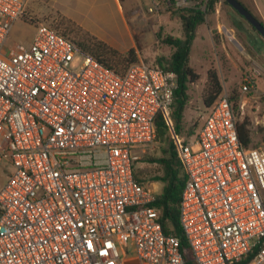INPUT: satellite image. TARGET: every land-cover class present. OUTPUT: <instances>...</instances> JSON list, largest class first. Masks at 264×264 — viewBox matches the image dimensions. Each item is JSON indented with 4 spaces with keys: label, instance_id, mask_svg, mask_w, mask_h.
<instances>
[{
    "label": "built area",
    "instance_id": "2783aa9c",
    "mask_svg": "<svg viewBox=\"0 0 264 264\" xmlns=\"http://www.w3.org/2000/svg\"><path fill=\"white\" fill-rule=\"evenodd\" d=\"M207 15L210 0H155ZM18 21L32 43L10 46ZM178 78L139 60L116 73L29 11L0 0V264H186L136 150L169 120ZM247 80L243 93L251 91ZM186 174L179 222L195 264H264V152L242 145L226 91L193 136L169 127Z\"/></svg>",
    "mask_w": 264,
    "mask_h": 264
},
{
    "label": "rangeland",
    "instance_id": "374dc122",
    "mask_svg": "<svg viewBox=\"0 0 264 264\" xmlns=\"http://www.w3.org/2000/svg\"><path fill=\"white\" fill-rule=\"evenodd\" d=\"M156 3L155 0H37L30 2L29 11L36 20L45 22L78 46L92 45L97 41L108 46L115 45L121 37L122 46L129 47L119 13L121 11L130 25L136 49L140 51V60L157 64L158 60H169L174 52L173 47L163 43V39L168 36L182 39L183 28L178 9L159 3L158 10L151 13L149 9ZM234 24L241 29L238 30ZM247 34L261 38L230 5L217 0L214 9L205 16L190 57V67L199 74L200 79L191 84L188 91L184 130L196 134L208 112L202 98L207 71L214 68L219 73L223 91L230 96L234 91L239 94L238 122H248L253 137L252 147L264 152V70L247 44ZM9 45L12 46L13 42ZM247 80L253 84V88L243 93L242 88ZM164 147L160 140L155 139L151 148L144 152L135 151V175L158 195L163 185L153 180L163 172L153 160L162 157ZM12 170L9 163H0V189Z\"/></svg>",
    "mask_w": 264,
    "mask_h": 264
},
{
    "label": "trees",
    "instance_id": "16d2710c",
    "mask_svg": "<svg viewBox=\"0 0 264 264\" xmlns=\"http://www.w3.org/2000/svg\"><path fill=\"white\" fill-rule=\"evenodd\" d=\"M216 2L217 0H210L209 10L214 9V4ZM223 3L229 5L225 0H223ZM244 7L264 25V21L258 15L250 8ZM178 11L180 13L179 18L181 19L183 28V38H173L171 36L164 38L163 43L173 47L174 52L166 62L163 60L157 61V64L162 68L174 72L177 75L178 87L174 94V102L171 107L169 120L162 114L158 115L155 120L156 139L160 140L165 147L162 148V157L153 160L161 166L163 174L156 177L153 181L160 182L163 185L160 194L157 196L155 206L160 210V221L164 233L167 236L173 235L178 237L180 239L182 251L186 250V252L183 253L186 264H195L179 222V202L185 184L186 174L182 160L174 145L169 127L173 126L177 134L186 138L194 135L192 131L185 132L184 130V114L189 101L188 91L190 85L200 79L199 74L190 67V54L197 30L205 22V14L180 9ZM240 17L243 18L242 16ZM234 26L238 30L241 29L239 25L234 24ZM250 27L262 38L253 26L250 25ZM262 39L264 40V38ZM79 47L83 52L93 56L100 63L119 74H124L131 64L139 62L135 49H130L125 53H121L102 41ZM222 91L223 86L218 71L214 68H210L207 71V83L202 98L204 106L207 109L210 108ZM229 98L235 114L238 115L239 94L234 91L231 96L229 94ZM183 133H186V135ZM238 134L243 146L254 148L252 147L253 137L248 122H238ZM136 179L138 182L144 183L139 180L137 176Z\"/></svg>",
    "mask_w": 264,
    "mask_h": 264
},
{
    "label": "crops",
    "instance_id": "0c3cea01",
    "mask_svg": "<svg viewBox=\"0 0 264 264\" xmlns=\"http://www.w3.org/2000/svg\"><path fill=\"white\" fill-rule=\"evenodd\" d=\"M28 1H29V5H30V2L32 3L33 1H37V0H28ZM239 2L242 5L250 8L256 15H258L264 21V0H239ZM119 13L121 16L123 29L125 31V37L129 40V47L122 46L123 42L121 41V37L116 40L115 45H110V46L119 50V51H123V52L124 51L127 52L130 49H135L136 53L138 55V58L140 60V51H138L136 49V44H135V41L133 38V34H132L131 29H130L129 23L127 22L126 16L121 11ZM201 27L202 26H200L197 30L196 38H195L193 45H192L190 57H191L193 49H194V44L196 43V41L199 37V30ZM34 33H35V30H34V27L32 25L26 24L23 21H18L14 25V28H13V31L11 34V38H10V42L12 41L13 44L21 43V44H24L26 46H29L32 43ZM246 38L248 40L247 41L248 46H250L252 48L254 54L257 56V58L261 62L260 64L262 66V69L264 70V43H263L264 40L262 38H256V36H254V35L248 36V34H247ZM6 147H7V142L5 139V135H4L3 130L0 129V151L6 149ZM2 161L9 163L6 160H1L0 163ZM7 178H8V175H7ZM7 178L5 179V182L7 181Z\"/></svg>",
    "mask_w": 264,
    "mask_h": 264
},
{
    "label": "water",
    "instance_id": "95a60500",
    "mask_svg": "<svg viewBox=\"0 0 264 264\" xmlns=\"http://www.w3.org/2000/svg\"><path fill=\"white\" fill-rule=\"evenodd\" d=\"M240 16H242L264 38V25L255 18L238 0H225Z\"/></svg>",
    "mask_w": 264,
    "mask_h": 264
}]
</instances>
